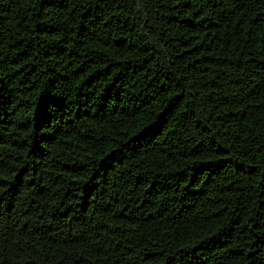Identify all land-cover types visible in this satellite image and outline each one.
<instances>
[{
  "label": "trees",
  "instance_id": "16d2710c",
  "mask_svg": "<svg viewBox=\"0 0 264 264\" xmlns=\"http://www.w3.org/2000/svg\"><path fill=\"white\" fill-rule=\"evenodd\" d=\"M0 264H264V0H0Z\"/></svg>",
  "mask_w": 264,
  "mask_h": 264
}]
</instances>
